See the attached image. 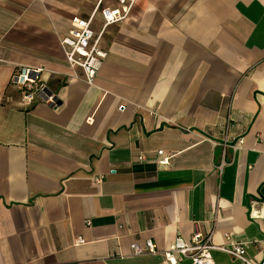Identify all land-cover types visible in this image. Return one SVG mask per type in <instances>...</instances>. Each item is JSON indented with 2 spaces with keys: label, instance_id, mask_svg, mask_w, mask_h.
Here are the masks:
<instances>
[{
  "label": "crops",
  "instance_id": "obj_1",
  "mask_svg": "<svg viewBox=\"0 0 264 264\" xmlns=\"http://www.w3.org/2000/svg\"><path fill=\"white\" fill-rule=\"evenodd\" d=\"M97 1L0 0V264H167L196 231L264 261V0H137L90 85L60 40ZM37 67L57 107L20 106L12 78Z\"/></svg>",
  "mask_w": 264,
  "mask_h": 264
},
{
  "label": "built area",
  "instance_id": "obj_2",
  "mask_svg": "<svg viewBox=\"0 0 264 264\" xmlns=\"http://www.w3.org/2000/svg\"><path fill=\"white\" fill-rule=\"evenodd\" d=\"M106 0H98L94 13L83 18L76 16L72 19L69 32L61 38L60 44L64 55L75 71L82 72V78L90 85L95 84L96 77L100 72L108 53L101 46V37L106 29L114 24L126 21L131 14L133 6L137 0H114V4H105ZM96 14L102 18V29L99 34L94 29ZM45 67L21 68L12 78V85L18 89L21 95L20 106L23 109H31L38 102L43 101L51 107H57L56 96L50 95L43 99L48 87L43 81ZM76 77L79 75L75 72ZM120 110L125 109V105H120ZM245 140L241 138L236 149L243 148ZM158 164L169 166L173 155H167L165 151H158ZM140 161L145 157L140 155ZM99 181L102 178L98 179ZM260 202L253 201L251 204V214L253 217H260L263 208ZM260 206V207H259ZM260 213V214H259ZM90 225V223H87ZM85 240L79 238L77 244H83ZM218 250L231 255L240 264H264L258 262L248 255V243L237 241L232 235H226V243L216 246L212 242V234L203 235L200 231L194 233L192 239L187 241L182 236H178L169 249L162 253L167 264H214L212 251ZM134 255L157 254V246L151 240L143 248L138 243L132 245Z\"/></svg>",
  "mask_w": 264,
  "mask_h": 264
}]
</instances>
